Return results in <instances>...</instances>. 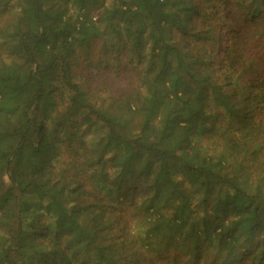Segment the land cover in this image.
<instances>
[{"label": "trees", "instance_id": "1", "mask_svg": "<svg viewBox=\"0 0 264 264\" xmlns=\"http://www.w3.org/2000/svg\"><path fill=\"white\" fill-rule=\"evenodd\" d=\"M152 257L264 264V0H0V264Z\"/></svg>", "mask_w": 264, "mask_h": 264}, {"label": "rangeland", "instance_id": "2", "mask_svg": "<svg viewBox=\"0 0 264 264\" xmlns=\"http://www.w3.org/2000/svg\"><path fill=\"white\" fill-rule=\"evenodd\" d=\"M108 44H110L111 42L108 40L107 41ZM106 44V43H105ZM104 43H103V40H100V41H97L95 43L92 44V55L94 56V60L95 62H97L99 59H104L103 57V52H104ZM113 64H109L108 66H104L103 69H108L112 66ZM83 71V70H82ZM81 71V72H82ZM103 73L105 75L102 74V76L100 77L99 74L96 75V76H93L94 79L100 77V78H103V80L100 82L104 85L108 84V88L111 89V90H114V91H119V90H122V89H125V87H129V88H132L130 87V83H135V81L133 79H129L127 82H125L124 80L122 81V79H119V78H115L113 76V74L111 73H108L106 72L105 70L103 71ZM107 75V76H106ZM134 76V75H132ZM107 80H115L114 82L110 83L108 82ZM95 82L97 83V80H95ZM135 87V86H134ZM100 88V87H99ZM122 227V224L119 226V228ZM153 261H152V264H156L157 263V258L156 257H152ZM145 262V261H144ZM158 264H164L163 262H159Z\"/></svg>", "mask_w": 264, "mask_h": 264}]
</instances>
